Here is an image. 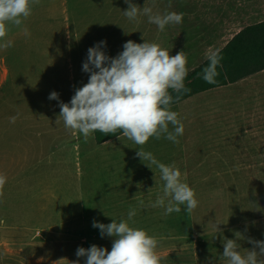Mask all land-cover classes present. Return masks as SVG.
I'll return each mask as SVG.
<instances>
[{"label": "crops", "instance_id": "crops-1", "mask_svg": "<svg viewBox=\"0 0 264 264\" xmlns=\"http://www.w3.org/2000/svg\"><path fill=\"white\" fill-rule=\"evenodd\" d=\"M83 3L86 0H39L32 15L20 28L12 26L7 36L13 47L6 49L10 63L3 58L0 61L5 62L0 73V175L7 177L0 196V264H72L77 260L84 264L85 258L76 256L78 229L88 231L94 220L107 224L113 218L126 219L130 208L136 209L132 226L145 229L160 241L157 254L161 264H227L221 259L223 238L234 239L237 232L241 233L238 243L242 252L252 248L248 237L264 240L262 208L221 204L213 197L220 194L218 191L190 186L191 178L201 177L206 167L225 162H264V70L172 105L176 110L194 101L205 110L215 105L211 137L221 146L227 145L230 154L216 144L207 151V161L205 156L197 165L189 162L188 148L179 146L167 158L155 156L180 168L182 180L196 193L198 207L191 213L182 210L170 215H165L163 208L141 207L140 200L147 205L162 193L164 182L159 179V171L156 183L155 172L145 164L134 166V177L131 173L118 177L109 167L119 161L130 166L136 161L138 146L122 134L120 139L101 144L95 141L94 133L93 141L83 139L79 132L65 129L62 119L57 124L59 101L48 98L56 91L62 100L63 40L70 47L84 32L104 28V22H94L103 15L87 10ZM65 35L69 37L63 38ZM19 51L23 52L24 64L31 67L22 75L13 71ZM67 63L74 66L72 56ZM74 71L73 67V81L77 80ZM9 80L11 85L3 91ZM163 139L158 140L160 152L167 148L162 146ZM178 139V145H184L185 138ZM152 140L144 148L155 155L152 143L157 141ZM105 167L109 168L105 177L112 178L103 180L100 187L96 181L92 184L99 169ZM79 173L81 178L91 180V188L81 191L83 197H91L89 202H78ZM100 188L107 191L101 194L103 197L116 194L119 198L95 201L100 197L95 189ZM241 208L246 211L238 214ZM101 239V247L111 250L112 238ZM37 244L42 250L34 253L31 248Z\"/></svg>", "mask_w": 264, "mask_h": 264}, {"label": "clouds", "instance_id": "clouds-1", "mask_svg": "<svg viewBox=\"0 0 264 264\" xmlns=\"http://www.w3.org/2000/svg\"><path fill=\"white\" fill-rule=\"evenodd\" d=\"M124 2L128 5L124 16L130 22H138L143 15L160 31L168 25L183 22V13H154L153 8L146 4L141 9L133 0ZM37 4L39 0H0V49L13 47V41L7 39L11 27L20 28ZM23 32L29 34L26 28ZM126 34L129 33L126 31ZM142 38L143 43L126 41L116 56L105 51L106 40L89 47L82 64V71L90 74L87 83L75 88L69 102L61 100L56 91H52L48 98L59 101L57 124L62 119L65 129L79 132L83 139L87 140L97 131L104 135H117L119 132L139 146L136 156L155 172L156 183L157 170L159 179L164 182L162 193L158 194L155 202L149 201L145 205L140 200L141 207L163 208L165 215L182 210L191 213L199 202L195 191L182 180L180 168L159 161L143 147L150 139L161 138L178 144V138L184 134V123L179 113L172 110V105L188 91V59L183 50L171 55L168 49L146 40L144 33ZM205 59L207 65L201 78L215 84L218 68L222 67L220 50H209ZM15 119L12 118L13 123ZM6 183L7 177L0 175V196ZM104 215L109 216L105 211ZM135 216L136 209L130 208L126 219L117 221L113 218L107 224L94 220L92 226L100 230L101 237L112 238L111 250L96 244L89 248L81 246L77 248L76 256L85 258L84 264H161V257L157 254L160 241L145 229L133 227ZM240 234L237 232L234 239H222L221 259L227 264H264V240L248 237L252 248L242 252L238 243ZM72 264H80V261Z\"/></svg>", "mask_w": 264, "mask_h": 264}, {"label": "rangeland", "instance_id": "rangeland-1", "mask_svg": "<svg viewBox=\"0 0 264 264\" xmlns=\"http://www.w3.org/2000/svg\"><path fill=\"white\" fill-rule=\"evenodd\" d=\"M86 2L83 4L87 6V10L92 11L96 15H103L101 18H94V22L99 25L101 22H104V28L96 27L95 29L84 32L83 35L75 38L74 44L70 47L69 43H67L68 41L64 42L63 40L62 100L64 102L71 100L76 87H81L87 83L90 74L82 71V64L87 57L89 47L94 46L99 41L106 40L107 47L105 51L110 56H116L123 50V45L128 40L143 43L144 38L142 37L144 33L146 40L168 49L171 55H175L183 50L188 59L187 67L191 70L205 60V54L209 50H216L223 47L227 39L231 37V34L235 33L240 27L264 20V0H133L141 9L145 4L152 7L154 13L164 14L165 12L173 11L183 13V22L181 24L168 25L164 31H160L156 25L150 24L148 18L143 15L138 18V22H130L124 16V11L128 8L124 0H86ZM107 26L108 28H106ZM126 31L129 34H126ZM66 37L68 38L69 36H63V38ZM22 53L21 51L18 52L19 61L13 67V71H16L19 75L24 74L25 70L31 68L24 64ZM71 56L74 66L69 67L67 62ZM2 58L6 59L8 64L10 63V57H6L5 49H0V61ZM4 64L5 62L0 63V73ZM73 67L75 70V79H77L74 81L72 80V76H70L71 73L72 75L74 74L71 72ZM10 85L9 80L4 84L2 90L4 91ZM197 99L196 97V101ZM183 106L184 108L182 110H176L174 107L172 110L179 113L184 123L185 136L182 135V137L186 140L184 142L185 147L183 148L184 145L182 144L178 145L163 139L162 146H166L167 148H164L160 152L158 146L159 141L156 139L152 140L157 141L152 144L155 145V156L159 158H167L173 155V150L178 146L182 149L188 148L190 152L188 155L190 156L189 162L197 165L205 156V161H207V154H209L207 151H212L214 147H217L216 144H219V142L216 143L215 140L213 141L211 137L215 131V125H213L215 105L207 107L206 110L202 105H196L195 101ZM202 111L204 114H201ZM202 124L205 127L201 131ZM88 139L92 140L93 134ZM145 146L146 144L143 147ZM226 146L219 144L218 148L224 147L223 150L228 155L230 151ZM147 148L150 149L149 144ZM203 148L204 152L202 151ZM136 150L138 149L136 148ZM143 164L141 159L136 157V161L134 163L130 162V166L127 165L126 161H119L116 162L114 167L112 165L109 167L114 169L113 172L118 177L124 174L130 175V173L134 177V166L137 167ZM214 167H206L204 173L199 178H191L190 186L204 188L207 192L208 190L218 191L220 194L213 197L221 204L230 203L242 206H258L263 209L261 213L264 214V162H225ZM108 169V167L100 168L96 177L92 180V184L96 181L98 187H100L103 180L112 178V176L105 177ZM81 177L82 175L79 173L78 202H89V198L91 197H83L81 191L86 188H91V180L85 176L83 178ZM95 190L98 191L95 194L100 195L95 201H117L119 198L116 194L103 197L101 194H103L104 189L100 188ZM104 193L107 194V191ZM245 211L244 208L238 209V214L240 212L244 213ZM78 238V247L82 246L86 248L87 245L90 246L91 244L102 245V237L98 228H88V231L86 228H79ZM31 250L34 253L40 252L42 246L41 244H37Z\"/></svg>", "mask_w": 264, "mask_h": 264}, {"label": "trees", "instance_id": "trees-1", "mask_svg": "<svg viewBox=\"0 0 264 264\" xmlns=\"http://www.w3.org/2000/svg\"><path fill=\"white\" fill-rule=\"evenodd\" d=\"M219 50L222 56V67L218 68L217 82L209 84L201 78L202 70L207 65L205 59L189 70L186 78L188 91L181 95L178 103L200 92L237 82L264 70V20L245 25ZM175 104L177 103L173 105ZM121 134L118 132L117 135H104L97 131L94 137L95 141L101 144Z\"/></svg>", "mask_w": 264, "mask_h": 264}]
</instances>
